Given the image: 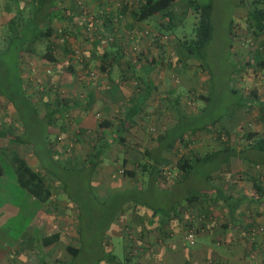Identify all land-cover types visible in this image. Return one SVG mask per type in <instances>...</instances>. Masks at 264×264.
<instances>
[{
	"label": "rangeland",
	"instance_id": "obj_1",
	"mask_svg": "<svg viewBox=\"0 0 264 264\" xmlns=\"http://www.w3.org/2000/svg\"><path fill=\"white\" fill-rule=\"evenodd\" d=\"M77 1L80 2V0H76V4ZM33 2L34 0H18V5L21 7V9H18L14 0H0V100H2L3 107L1 109L4 112L0 132L11 135L17 133L18 140H11V143L25 144V146H30L34 150L35 156L32 160H28L29 166L33 170H38L47 178L53 191L51 195L52 203L47 202L44 205L39 200L32 198L15 182L6 157V150L1 148V145L10 148L12 146H10V140H7L3 145L0 137V167L2 172L0 175V204L8 202L17 208V212L8 215L0 225V262L3 261L2 264H5L4 257L8 251H18L26 247L31 250L27 259L28 264H51L57 258L68 264H97L99 256L98 243L101 237L104 241L103 247L107 250L111 249L114 254L121 257L122 237L133 240L138 239L136 228H139V224L133 217L137 210L142 211L150 208L161 210L167 208L173 202H182L183 196L189 190H199L204 187L205 175L208 172L211 174L216 168L218 169L224 156L218 153L210 160L194 164L188 175L186 177L181 176V180L172 190L163 189L161 185L164 186L165 184L162 179L160 180L161 185L159 182L152 180L153 174L151 175L148 170H140L139 165L142 163L147 165L153 163L152 160L146 162L147 158H142V156H138L136 164L139 165L131 168L136 173L132 180H126L124 185L109 184L107 188L104 187L108 183V177L106 178L107 174L101 173V170L104 169L102 166H108L116 170L124 167L121 159L122 151H117L118 161L105 156L106 149L109 146L100 147L102 151L99 160L83 156V158L75 159L69 164L66 161H52L61 163L62 165H58L63 166L61 168L52 164L51 161L49 162L44 150L47 142H52V153L58 150L59 147L55 145V143L59 144L56 137L62 135L57 130L58 126L62 125L61 127H63L66 125L68 127L66 130H70L72 123L75 124L76 120L73 118L71 110L64 113L59 110L54 113V120L52 119L48 123L42 110L47 105L55 106V99L64 101L66 99L77 101L81 99L84 91L83 87L96 80L97 71L93 68L81 69L80 63L83 61L84 49L75 44L70 55L74 62L71 63L79 64V68L74 69L73 75H70L65 69L68 59L66 60L61 55L56 47L59 41L54 37L34 43V57L30 54L28 57H32V59L26 58V61L29 60L30 63L22 64L19 69L14 67L16 56H18L19 66V62L22 60L23 53H18L20 41L24 40L26 43L30 38L31 29L46 24L44 20L40 21V14L34 16ZM188 2L198 4L209 2L212 6V34L211 39L204 48L202 59L184 54L181 45V42L189 41L193 37L197 18L196 11L193 10V6H189ZM244 2L245 0H176L173 7L185 9L182 22L174 26L171 31L160 30L163 31L159 33L163 36L164 48L159 57L155 52L156 58H153L152 61L154 62L153 66L157 65V68L159 64L166 65L165 69L155 70V67H151L149 62L152 55L146 54L144 55L147 58L146 68L132 65L128 72H132L136 76L135 78L139 76L148 83H145L144 86L147 87L145 88L147 94H155L156 99L163 94L161 100L159 99V103L155 104L165 107L164 113L167 117L169 116V118L175 120V124L173 123L166 133H161L167 136L168 141H173L178 136L185 139L189 138L188 136H191L195 130L214 132L213 129L217 130L218 127L223 126L228 133L224 137H226V141L231 148L242 149L238 157L245 164L246 172L250 173L251 171H248V168L264 169V151L249 149L245 134L249 130H256L264 136V108H258L256 105H250L247 102L239 105L240 102L236 101L237 96L229 91V87L231 86L237 90L242 99L264 98V71H257L258 74H262L259 79L256 78L257 76L247 77L246 73L242 71L229 77V71L232 66L231 61L236 64L243 63L248 57L249 42L257 44L264 41V34L251 40V36L246 33L243 21L246 13L243 6ZM60 4L59 0H54V6L50 10L59 11L60 16H62L64 9L60 8ZM76 4L77 8L78 4ZM84 9L86 8L84 7ZM153 18L152 16L143 22H152ZM230 19H232V32L234 33L232 40L228 28ZM94 23V25L90 23L86 25L85 22L80 24L72 22L71 26L82 25L84 36L92 39V32H96L95 26L98 22L95 21ZM21 24H24V26L20 27ZM59 25H61L60 22L53 23V31L58 32ZM147 25L151 26H148V28L158 30L157 21ZM66 26L67 29L71 28L69 23H66ZM143 29H146V27ZM229 40L232 41L231 51L228 46ZM154 41L152 40L151 43ZM48 44L50 57L54 60L50 58L41 59L40 57L45 52ZM51 49H54V54ZM88 72H93L95 78L87 80ZM160 72L163 73V80L160 79ZM111 73L115 76L117 71L112 70ZM17 76L21 79L20 82ZM70 76H74L76 84L66 87L61 81ZM157 82H160L159 85ZM253 89L257 91L256 96L251 93ZM177 102L180 106H177ZM133 104L129 105H137L138 100L133 101ZM214 120L216 122L212 128L210 124ZM157 123L154 120L153 123L147 125H151V127H148L145 131L146 134L154 133L152 135L155 139L158 137L155 134L160 133L162 128H165L159 125V122ZM165 140L166 138L163 139V142ZM88 143L87 145L80 144L79 148L82 150V147H84L83 151L86 150L90 146ZM222 147V141L217 139L214 142L209 141L205 145V149L199 152L198 155L215 152ZM69 148L71 147L68 146V150H70ZM130 152L133 154V158L137 154L135 150ZM92 162L95 163L96 168L92 173H89ZM66 166H72L73 168ZM47 167H50V169L47 170ZM53 172L56 174L55 178L50 174ZM115 175L117 178L124 177L118 172ZM247 175L249 176V174ZM171 176L173 175L169 173V178ZM247 177L245 175L241 179L238 176L235 177L238 182L234 178L228 177V179L222 180L221 184L218 183L217 185L225 193H234L240 185L245 187L244 189L250 185ZM207 181L210 183L208 179ZM261 184L264 186V183L261 182ZM244 200L246 199H243V203ZM257 201L263 204L264 195H261ZM230 202L233 203L234 198L230 199ZM241 203L242 199L238 206ZM208 206L210 207L208 215L200 218L204 223L202 226L204 230L199 234L205 233V231L207 233L211 226L218 229L224 220V216L226 217V214L222 213L221 209L212 201L208 203ZM260 207L264 211V206L260 205ZM245 209L247 207H244L243 210ZM205 210L207 211V209ZM247 210H251V207ZM152 221L155 223L156 220ZM249 221L252 223L251 219ZM253 225L255 224L253 223ZM44 226L46 230L43 232L40 227L43 229ZM75 229L78 231V236L75 235ZM48 232L50 234L57 232L59 236L52 245L50 255L44 256L41 234H47ZM154 235L150 232L142 239L144 244L147 241H149V244L155 241V245L147 244L148 250L143 251L142 255H139L140 257L138 256L143 264H148L151 261L154 249L158 245L157 238ZM77 240L80 253L75 258L70 259L64 251V247L66 244L77 245ZM181 244L187 250H202V244L198 237L195 238L193 245H188L185 240H182ZM208 247L211 250L210 253L216 251L221 255L230 256L227 246L214 244ZM232 248V252H236L241 247L235 249L232 246ZM49 260H51V263L48 262ZM12 263H16L15 259Z\"/></svg>",
	"mask_w": 264,
	"mask_h": 264
},
{
	"label": "crops",
	"instance_id": "obj_2",
	"mask_svg": "<svg viewBox=\"0 0 264 264\" xmlns=\"http://www.w3.org/2000/svg\"><path fill=\"white\" fill-rule=\"evenodd\" d=\"M127 1L129 2L131 0ZM118 2L119 0H80V2L77 1V4L80 6V8H82L80 10V8H76L74 0H59V4L61 3L59 6L60 8L64 9V12H62V16H60V18L52 19L51 27L53 23L60 22L61 25L58 27V32L53 31L54 33H52L50 37H54L59 41V43L57 42L58 44L56 47L61 52V55L64 56L66 60L68 59L67 65L71 66L73 73L74 69L79 68V64H72L74 62L70 56L72 49L75 44L76 46L79 45L82 47L84 49V55L83 61L80 63V67L82 70L90 68L96 69L97 77L94 82L83 87L84 91L81 99L78 101L66 99V102L75 101L80 104V107L74 106L67 109L72 111L73 118H75L76 123H72L70 130H66L68 128L66 125L63 127H61V125L60 128H58V132L60 135H62L59 138L60 140L56 139L59 144L55 143V145L59 148L53 153H48L49 155H47V158L49 159V162L51 159L72 162L75 159L87 156L92 146L105 144L106 146H109V148L106 149L105 156L110 157L112 160L118 161L119 157L117 156V151L123 152L121 159L122 165L124 166L123 168L125 169L131 170L133 166L138 165L136 164L139 158L138 156L147 158L146 162H150V160H152L156 163L158 168L163 166L160 177L159 175L156 176L155 180L162 179L164 181L163 183L165 184L164 186L163 184L161 185L163 189L166 188V190H172L174 186L181 180L182 176V173L174 167L175 157L184 153V151L187 149L198 154L205 149L204 147L209 141L214 142L216 138L213 137L215 136L213 134L214 132L195 130L191 136H188L189 138H182V142L178 143L177 145L176 140L178 138H175V140L173 139V141L169 140L170 148H167L169 142L164 141L157 143L156 140L153 139L154 135L152 134L154 133L146 134L145 131L148 129V127H151V125H147L153 123L154 120L155 123L159 122V125L165 127L162 128L160 133L155 135L164 133V130L167 132V130L172 127L171 125L173 123L175 124V120L169 118V116L167 117V115L164 113L165 107L155 104L159 103V99L161 100V96L163 94L158 96L157 99L155 94H147V91L145 90L147 87H144L145 83L147 82L141 79L139 76H137L138 78H135L136 76H134L132 72H128L130 66L132 65H137L138 67H143V69H145L147 58L144 55L146 54L152 55L151 61L149 62L151 67H155V70L165 69L166 65L159 64V67L157 68V65L153 66L154 62H152L153 58H156L155 52H157L158 57L162 53L164 48V41L162 40L163 36L156 35L155 37L157 40L152 42L153 45H155L153 46L148 40L149 37L142 34L144 33L143 30L146 29L155 31L154 29L148 28L149 25L147 24L152 23L153 21L159 22L161 19L158 15H155L153 16L154 18L152 22H136L133 21L131 17L130 8H127L123 14L118 16V18H112V24H109L108 29L105 30L104 27L99 28V23L104 21V17H106L105 13L111 14L113 11H115L116 7L119 6ZM84 7L86 9H84ZM2 12L4 13L3 7ZM82 21L85 22L86 25L89 23L94 25L95 21L98 22L95 26L96 32H92V39L86 38V36H84L82 33V25H76L75 27L71 26L72 22L80 24L83 23ZM66 23H69L71 26L70 29H67ZM144 27H146V29H143ZM59 31L61 33L60 36L56 35V33H59ZM149 33L155 34V32ZM157 33L161 35V33ZM51 50V52L54 54V49ZM153 50L155 51L152 52ZM31 55L34 57L33 53ZM141 55H143V57L140 58ZM32 57H28V59L31 60ZM28 61L20 63L19 68H21L22 64H26V62L30 63ZM112 70L117 71L115 76L112 75ZM162 74L163 73L160 72L161 80H163ZM70 75L73 74L70 73ZM261 75L262 74L257 73L256 78L259 79V76ZM73 77L74 76L67 78L65 77L61 82L66 87L73 86L75 83ZM159 83L160 82H157L158 85ZM136 100H138L137 105H129H134L133 101L136 102ZM248 100L249 99L247 98L245 99V101ZM1 102L2 100H0V126L3 123L2 114L4 113L1 109L3 107ZM251 103L259 108L257 103L260 102L258 100H251ZM177 106H180L178 102ZM129 109H136V114H134L132 117V122L125 134L124 142L120 144L117 140L118 135L121 134L118 128L119 120L121 121V119L125 117L126 112ZM45 110L46 108L44 107L42 113H44ZM98 118L109 121V126L106 128L97 129L95 127V121ZM145 120L147 121L145 122ZM0 137L1 143H3V145H5L7 140H10L9 143L10 146H12V148H10L9 146L5 147L1 145V148L16 152L29 165L28 160L33 159L35 152L30 146H25V144L11 143V140H16V137H18L17 133L15 135H11L9 133L0 132ZM87 143L90 146L86 150L83 151L84 147H82V150L79 148L80 144L87 145ZM68 146L71 147L69 148L70 150H68ZM236 149L239 150V148ZM134 150L137 151V154L133 158V154L130 151ZM146 150H152L149 158L142 154V152ZM102 167H104V169L101 170V173L107 174L106 178L108 177V183L104 185L106 188L109 186V184L117 186L124 185L126 180H132V178H134L136 175L135 173L133 177L123 175L124 177L117 178L115 173H117L116 171L119 168L116 170L111 169L108 166ZM246 170L247 168L241 159L231 157L226 163L221 164L218 170L209 175L207 179L210 181V183L205 182L204 187H201L199 190L189 191H193L194 193H211L212 195L215 193L213 188H220V186L217 184L222 182V180L232 177L236 182H238V179L235 177L238 176L239 179H241V177L243 178V175L247 177V174H249V176L251 175L258 177L259 181L264 183V169L255 170L248 168V171H251L250 173L246 172ZM169 173L173 175L170 178ZM1 174L2 173H0V175ZM211 186L212 189L210 188ZM170 187H172V189H170ZM244 188L245 187L240 185L237 187V190L234 193H225L222 191L231 198L242 199V203L240 206H238L234 213L235 224L232 226H227L226 224L224 225L223 220L218 229H214L210 225L211 227L207 233L205 231V233L199 234L197 236L202 244L201 251L184 249L181 244L182 240H184L182 233L177 232L176 230L170 232L168 238H164V240L161 238V236L158 237V231L161 229L159 222H162L163 220L162 223H164L166 220L164 218H159L157 215H149V213H151L149 209L142 211L137 210L133 217L135 218L134 220H136L139 224V228H136L138 230V236L141 233L145 238V236L151 232L155 234L154 237H157L158 245L155 247L153 252L154 255L148 264H264V211H262L260 207V205L264 206V203L260 204L259 201H257L260 199L259 197L252 202H248L246 199L247 193H245ZM262 195H264V193ZM30 196L36 199L32 195ZM243 199H246L244 200V203ZM47 202L52 203L51 196L49 200L42 203L45 205ZM210 202L211 200L206 202L207 205H204L203 207V210L207 209V211L205 210L207 213L206 215H208V210H210V207L208 206V203ZM244 207H247V209L251 207V210H243ZM194 208L197 207L194 206ZM16 212L17 208L15 206L9 204L8 202L1 203L0 225L8 215L14 214ZM221 212L226 214L225 206H222ZM226 217H228L227 214ZM249 219H251L252 223H250ZM152 220H156L155 223ZM170 222L171 221L164 223L165 227ZM253 223L255 225H253ZM251 226L252 228L248 229ZM40 229L43 232L46 230L45 226L43 229L40 227ZM49 235L50 232L47 234H41L44 256L47 254L50 255L53 245V243H49L46 246V239ZM146 244H149V241H147ZM214 244L217 246H227L228 251H230V256L227 257L225 255H221L216 251L210 253L211 250L208 246H212ZM235 245H239L238 247H241L242 249L240 248L237 249L236 252H232V246H234L235 249L238 248ZM24 248L25 249L21 248L18 251H8L4 257L5 264H11L14 259L16 261L15 264H28L27 259L31 253V250H29L30 248ZM46 259L48 260V258ZM50 261L51 260L48 262ZM2 263L3 261L0 262V264Z\"/></svg>",
	"mask_w": 264,
	"mask_h": 264
},
{
	"label": "trees",
	"instance_id": "obj_3",
	"mask_svg": "<svg viewBox=\"0 0 264 264\" xmlns=\"http://www.w3.org/2000/svg\"><path fill=\"white\" fill-rule=\"evenodd\" d=\"M74 0V4H76ZM15 4L17 5L18 9H21V7L18 5V0H14ZM54 0H34L32 6L34 16L40 14L39 18L40 21L44 20V25L36 26L35 28L31 29V35L29 40L25 43L24 40L20 41V45L18 48V53H23L21 56L22 60H20L19 63L25 62L26 58L30 56V54L33 53L34 49V43L42 40V39H47L49 38L53 32L52 27H51V21L54 18H60V13L59 11H52L50 8H52ZM173 4H176V0H119L118 5L111 14L110 13H105L104 21L99 23V28H105L108 29L109 24H112V18H118L119 15L123 14L125 9L130 8V14L133 19V21L139 22V21H144L148 18H151L152 16L158 15L160 17V21L158 22V32H163L160 30L164 31H171L174 26L177 24H181L183 15L185 14V9H178L173 7ZM189 6H193V10L196 11L197 18H196V23L194 26V34L193 37L189 41H183L181 42L182 49L184 51V54H189L193 55L197 59H202L203 58V53H204V48L208 41L211 39V34H212V22H211V3H204V4H198V3H189ZM77 5V4H76ZM243 6L246 10L245 16H244V27L245 31L248 35H250V39L254 40L258 38L260 35L264 34V0H245L243 3ZM48 8V9H47ZM80 6L77 5V9H79ZM82 8H80L81 10ZM108 18V19H107ZM118 21V20H117ZM116 21V22H117ZM24 24L20 27H23ZM229 36L230 39L232 40L234 33L232 32V19L229 21ZM98 29V28H97ZM99 30V29H98ZM157 31H151V30H143L144 33H142L145 36L149 37V41L151 42L152 40H157V36H162L157 33ZM149 32H155L154 33H149ZM60 32L56 33V35L60 36ZM63 36V35H62ZM64 39V38H62ZM229 40L228 46L229 50L231 51V45L232 41ZM248 42V41H247ZM246 42V44H248ZM24 44V46H23ZM249 48H248V57L247 59L240 64H236L235 62L231 61L232 66L229 71V77L234 74V73H239V72H245L247 77H256L257 71H264V43L259 42L257 44H252L249 42ZM49 44L46 48V51L43 52L40 57L44 59H52L54 60L50 54V49H49ZM18 56H16L15 64L14 67L19 69L18 65ZM66 70L73 74V70L71 66L65 67ZM244 73V74H245ZM19 82L20 78L17 76ZM229 91L231 93H234L237 96V102L239 105H243L244 102L249 103L250 105H253L251 103V100L248 101H243L240 95H238L237 90L232 88L231 86L229 87ZM254 96H256V89H253L251 92ZM201 96V95H200ZM203 97V96H201ZM206 98V97H204ZM241 100V101H240ZM258 100L260 103H257L259 105V108H264V98L262 100L259 98L255 99ZM55 106H46V110L43 113L44 117L47 119V122H51V120L55 118L54 113L56 111H61L65 112L67 111L68 108L78 106L80 107V104L71 101V102H66V100H58L55 99ZM236 105V106H239ZM136 114V109H129L126 112L125 117L119 120V131L121 134L118 135V142L122 144L125 139V134L132 122V117L133 115ZM54 115V116H53ZM216 120L212 121L210 125H212V128L214 127V123ZM109 121H106L105 119H96L95 121V127L97 129H102L106 128L109 126ZM60 128V126L58 127ZM57 128V130H58ZM214 130L215 138L218 141H222L223 147L221 149H218L215 152L211 153H204L202 155H198L195 152H192L190 150H185L184 153L178 155L175 157V163L174 167L182 173V176H187L188 173L191 171L193 168L194 164L200 163V162H205L207 160H210L211 157H213L215 154H222L224 156L222 160V164L226 163L230 157L238 158V154L241 152L242 149H236V148H231L230 144L227 143V139L224 136H227V130L225 127L220 126ZM197 131V130H196ZM164 133L165 130L163 131ZM60 137H56L57 140ZM166 138L165 142H169L167 139L166 135L159 134L158 137L154 140H156L157 143L163 142V139ZM178 139L176 140V145L178 143L182 142V138L179 136L177 137ZM245 138L248 141L247 147L252 150L256 151H264V136L259 133L256 130H249L245 134ZM16 140L18 138L16 137ZM56 140V141H57ZM160 140V141H159ZM175 140V138H174ZM51 143L52 142H47V146H45V155H49L48 153L52 152L51 149ZM45 145V144H44ZM102 146H106L105 144H100L97 146H92L91 150L87 154L86 157L93 158L94 160H99V156L101 154V148ZM167 148H170V142L167 146ZM6 157L9 161L14 180L15 182L27 193L30 195L34 196L37 200L40 202H45L49 200L50 196L52 195L53 191L51 189V185L47 181V178L41 174L38 170H33L26 162L25 160L16 152L10 151L5 149ZM152 150H146L143 151L142 154L146 155V157L149 158L151 155ZM55 161L51 159V163L54 165H57L58 168H61L63 166H58L62 165L61 163L58 162H52ZM57 161V160H56ZM70 162L68 161L67 164ZM139 165V164H138ZM73 168L72 166H66ZM96 168V165L94 162L91 163V166L89 167V173H92V171ZM139 168L141 171H146L152 175L153 178L152 180L156 179V176L159 175L163 169V166L161 168H158L155 162L150 165L147 164H141L139 165ZM219 168V167H218ZM50 169V167H47V170ZM217 169V168H216ZM215 169V170H216ZM214 170V171H215ZM218 170V169H217ZM116 172L120 173L121 175H128L130 177H133L135 172L129 169H118ZM213 172V171H212ZM211 172V173H212ZM0 173L1 172V167H0ZM51 176L55 178L56 174L50 173ZM209 172L205 175L204 180L205 182L208 183L207 178L209 177ZM160 179H157L155 181L159 182ZM247 180L250 181V185L245 189V193H247L246 199L248 202H252L260 198L261 195L264 193V186L261 184L259 181L258 177L254 176H248ZM160 183V182H159ZM161 185V183H160ZM171 186V185H170ZM174 186V184H173ZM175 187V186H174ZM212 189V186L210 187ZM172 189V187H170ZM215 190V193L211 195V193H194L193 191H188L186 195L183 196V201L182 202H173V204L169 205L167 208H162L161 210H158L157 208H150L149 210L151 211L152 215H157L159 218H164L166 221L164 223H167L168 221H171L166 227L164 225L163 220L162 222L160 221V231H158V237L161 236V238H168L169 233L173 231H177L182 233V237L184 239L185 232L187 229L191 227H196V231L201 233L204 230V223L200 218L205 217L207 214L205 209L203 210L204 205H207L206 202L211 200L217 207L220 209L222 206L226 207V214L228 217H225L224 219V225H233L235 224V210L241 200V198H234V202H230L231 198L230 196L226 195L225 193L222 192V190L218 187L213 188ZM249 194V195H248ZM211 195V198H210ZM254 196V197H251ZM210 198V199H209ZM245 198V197H244ZM255 198V199H254ZM197 207V208H194ZM206 208V207H205ZM188 210V211H187ZM187 211V212H186ZM194 211V212H192ZM186 212V213H185ZM249 227L248 229H251ZM254 228V227H253ZM250 231V230H248ZM78 233V231L75 229V235ZM195 236V238L199 235ZM74 235V236H75ZM59 234L57 232L51 233L47 239H46V246L49 243H54L57 241ZM78 236V234H77ZM78 238V237H77ZM157 238V237H156ZM143 235L140 233L138 236L137 240L130 239L128 237H122L121 241V257H118L116 254L112 252L111 249L107 250L105 249L104 246V241L102 240V237L100 239V242L98 243V248H99V256H98V261L97 264L103 263V264H143L141 260H139L138 256L142 255L143 251H147L149 247L148 245H154L152 244H144L143 241ZM154 239V238H153ZM185 240V239H184ZM77 245H65L64 251L68 254L70 259L75 258L79 253H80V246H78V240L76 241ZM151 243V242H150ZM135 256V257H134ZM139 256V257H140ZM51 264H68L66 262H62L60 259H55L54 262Z\"/></svg>",
	"mask_w": 264,
	"mask_h": 264
},
{
	"label": "built area",
	"instance_id": "obj_4",
	"mask_svg": "<svg viewBox=\"0 0 264 264\" xmlns=\"http://www.w3.org/2000/svg\"><path fill=\"white\" fill-rule=\"evenodd\" d=\"M262 42L264 43V41H262ZM87 74H88V76L86 77L87 80L88 79L91 80V79H94L95 78V74L93 72H88ZM195 228L194 227H191V228L187 229V231L185 232L184 239H185V241L187 242L188 245H193L194 244V242H195V236L197 235V233H199V230L197 232Z\"/></svg>",
	"mask_w": 264,
	"mask_h": 264
}]
</instances>
